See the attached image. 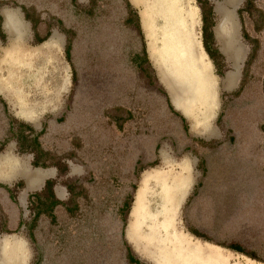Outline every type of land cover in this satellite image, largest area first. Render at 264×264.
<instances>
[{
  "label": "rangeland",
  "instance_id": "374dc122",
  "mask_svg": "<svg viewBox=\"0 0 264 264\" xmlns=\"http://www.w3.org/2000/svg\"><path fill=\"white\" fill-rule=\"evenodd\" d=\"M189 2L214 65L216 103L206 119L150 59L141 5L0 0V264H157L160 244L127 239L135 196L148 174L155 210L152 176L183 166L189 185L177 227L235 253L234 264H264V0ZM6 9L26 25L16 48L31 60L10 58ZM222 13L234 20L226 29L241 49L230 86L233 63L222 52L233 46L215 35ZM55 38L47 57L42 48ZM44 110L31 122L18 115ZM8 149L30 171L55 170L31 203L23 176L4 178ZM56 186L65 198L50 207Z\"/></svg>",
  "mask_w": 264,
  "mask_h": 264
},
{
  "label": "bare ground",
  "instance_id": "6f19581e",
  "mask_svg": "<svg viewBox=\"0 0 264 264\" xmlns=\"http://www.w3.org/2000/svg\"><path fill=\"white\" fill-rule=\"evenodd\" d=\"M131 1L143 7L141 20L143 30L150 38V57L165 68L166 75L180 82L184 95L181 99L190 97L191 103L199 101L202 105L211 106L215 99L213 74L197 41L196 15L189 0ZM156 20L161 21L160 26L156 25ZM155 183L160 187L156 194L160 197L161 206L155 210L148 208L144 201L147 192L151 191L141 190L134 209L136 221L129 228V236L136 237L141 228L140 220L149 217L154 220V224L148 227L154 233V245L162 246L161 260L172 264H231L214 249L203 251L188 244L173 224L189 185V175L159 174ZM5 247L3 245L2 249ZM22 247L20 243L16 245V248Z\"/></svg>",
  "mask_w": 264,
  "mask_h": 264
},
{
  "label": "crops",
  "instance_id": "0c3cea01",
  "mask_svg": "<svg viewBox=\"0 0 264 264\" xmlns=\"http://www.w3.org/2000/svg\"><path fill=\"white\" fill-rule=\"evenodd\" d=\"M130 2L134 5H137V4L133 3L131 0H130ZM2 14H3V18H4V28H5L6 32L8 33V36H9V44H10V50H11V57L10 58L14 59V58L26 57L27 59L31 60L33 54H31L30 52H25V51L21 50L20 47L16 48L17 45H20V43H21L22 39L25 37V33H26V25L23 23L21 16L17 13V11L12 10V9H6L3 11ZM230 23L233 25L235 24L234 20H232L229 15L222 13L221 19L219 20L217 28L215 30V35H216L218 40L224 42L225 46H228V45L233 46L232 51H227V49L224 47V50L227 51V53L224 50L222 52L223 54L228 56L227 58L229 59V61L233 63V66H232L233 68L230 71V73H228L226 81H225L226 86H230L233 83H235L239 79V76H240L239 75V70H240L239 62L241 60V49H240V47H238V48L235 47V44H236L235 43V35H234L235 30L226 29L228 26H230ZM141 25H142V20H141ZM142 29H143V26H142ZM43 42H45V41H43ZM55 44H56V38L53 40L51 39V41H49V42H46L45 45L43 46L42 49L45 51V55H47V57H48L49 53L51 54L54 51L53 49L56 46ZM20 51L24 52V55H19ZM147 51H148V55L150 57L149 48L147 49ZM204 55H205V53H204ZM150 59L153 60L156 65L159 64L157 60H155L151 57H150ZM205 60L209 63L210 67H212V69H213L214 68V65L212 64L213 62H211V64H210V61L206 58V55H205ZM211 73H212V71H211ZM162 76L166 77L163 74V72H162ZM213 79H214V84H213L214 89L213 90H214V94H215V83L216 82H215L214 74H213ZM172 81H174V84L177 85L178 90L183 91L182 86L179 85L180 82H178L177 80H174L173 78H172ZM215 98H216V95H215ZM173 101L175 102V105L178 106L179 108L183 107V104H182L183 101L178 100L174 93H173ZM215 103H216L215 99L213 100L211 106L202 105L201 102L194 101V103H191V106L193 108H194V106L195 107H199V106L204 107L203 111H206V113H202V114L204 116V119H206L209 116V111L212 109V105H215ZM184 111H186V110H184ZM185 116L188 117L189 116L188 113H185ZM20 123L22 125H25L23 121ZM16 127L18 128V125ZM17 128H15L13 130L16 131ZM195 128L197 129V125L196 124L192 125V129L195 130ZM16 133H15V135H16ZM2 159L4 160V164H5V160L8 161V165L6 167L9 170V176H4V178L8 179V178L12 177L13 175H15V176L21 175L25 178L26 183H27V187L29 189V194H28V196H29L28 201L29 202L32 199L39 198L41 193L46 192V189H47L46 185L49 183V181L53 180L56 177L55 170H53V169L43 170V171L42 170L41 171H30L27 168L24 159L16 158L12 154V151L10 149H8L2 155ZM2 159H1V161H2ZM2 163H3V161H2ZM180 173H186L188 175L187 169L185 166L182 167L180 172L175 173V174H180ZM160 175H167V174H160ZM156 176L157 175L152 176V180L154 181V185L156 187H158V189L156 191V192H158V191H160V187L158 184L155 183V177ZM148 179H149V176L147 174L145 176L140 188L138 189V191L136 193L134 205L132 208V220H131V222L128 226V229H127V239L131 243H135V244H138L142 240H148V242L153 243V244L156 241L155 239H153L154 233L152 231H150L148 228L154 224V222H153L154 220H152L149 217H147V218L144 217V220H142V221L140 220L139 223L141 225V228L136 232L137 233L136 237L132 238L129 236V228L131 225H133L134 221H136V218L134 215V209L136 207V201L138 200L139 193L141 190L149 191V184H147ZM51 193H52L51 194L52 197L54 195V197H53V199H54L53 202H55L54 204L58 203L59 201H63V199L65 198V190H63L62 187L56 186L55 188H53V192L51 191ZM154 196L156 197V201H157L156 202V208H157V207L161 206V200L157 194H155ZM144 202L148 208H151L150 201L148 200V196H147V199L145 198ZM177 211H176V216H177ZM36 215H38V214H35V217H36ZM173 224L175 225V228L181 232L180 233L181 238L185 239V241H187L188 244L192 245L196 249L203 250V251H208V250L214 249L218 252V254H220V257H222L223 260H227L229 263L234 264L232 262L231 254H235V253H232L231 251L226 250V249H224L218 245H215L211 242L199 241V239L196 240V238L193 239V237L190 234L184 232L183 230H181L177 227L176 217H175V220L173 221ZM144 225L146 226V229H147V233H145V234L142 231V226H144ZM1 248H2V246H1ZM159 254H160V252H159ZM157 264H172V263L169 261H164V260H161L160 258H158Z\"/></svg>",
  "mask_w": 264,
  "mask_h": 264
},
{
  "label": "clouds",
  "instance_id": "9594fccd",
  "mask_svg": "<svg viewBox=\"0 0 264 264\" xmlns=\"http://www.w3.org/2000/svg\"><path fill=\"white\" fill-rule=\"evenodd\" d=\"M46 113V110H44L43 112L37 113V112H31V113H19L18 115L22 116V117H26L27 122H31L34 118L36 117H40L42 118V116Z\"/></svg>",
  "mask_w": 264,
  "mask_h": 264
},
{
  "label": "trees",
  "instance_id": "16d2710c",
  "mask_svg": "<svg viewBox=\"0 0 264 264\" xmlns=\"http://www.w3.org/2000/svg\"><path fill=\"white\" fill-rule=\"evenodd\" d=\"M54 203H55V202L52 201L51 204H50V207H51Z\"/></svg>",
  "mask_w": 264,
  "mask_h": 264
}]
</instances>
